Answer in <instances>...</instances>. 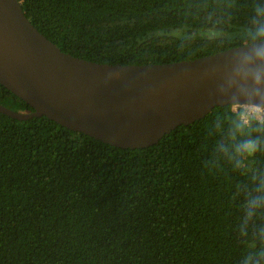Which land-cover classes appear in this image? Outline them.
Returning a JSON list of instances; mask_svg holds the SVG:
<instances>
[{"label": "trees", "instance_id": "1", "mask_svg": "<svg viewBox=\"0 0 264 264\" xmlns=\"http://www.w3.org/2000/svg\"><path fill=\"white\" fill-rule=\"evenodd\" d=\"M17 1L62 52L109 65L199 58L264 25V0ZM0 105L33 110L1 85ZM242 112L215 107L140 149L0 113V264H245L264 241V207L249 209L264 128L237 132Z\"/></svg>", "mask_w": 264, "mask_h": 264}, {"label": "water", "instance_id": "2", "mask_svg": "<svg viewBox=\"0 0 264 264\" xmlns=\"http://www.w3.org/2000/svg\"><path fill=\"white\" fill-rule=\"evenodd\" d=\"M257 47L264 41L164 64H99L62 52L17 0H0V85L33 109L0 105V113L46 117L115 148H147L215 107L264 111V57L255 55Z\"/></svg>", "mask_w": 264, "mask_h": 264}, {"label": "clouds", "instance_id": "3", "mask_svg": "<svg viewBox=\"0 0 264 264\" xmlns=\"http://www.w3.org/2000/svg\"><path fill=\"white\" fill-rule=\"evenodd\" d=\"M250 38L253 41H264V25L258 26L249 32ZM255 55L264 57V47L255 48ZM255 122L260 128H264V113L246 114L237 119L235 122V130L241 134H245V130ZM259 145L256 139L244 140L238 145L237 151L242 155L252 156L257 152ZM264 207V196H255L249 200V209L255 211ZM250 211V214H251ZM245 264H264V241L262 245L254 253H252L245 261Z\"/></svg>", "mask_w": 264, "mask_h": 264}, {"label": "built area", "instance_id": "4", "mask_svg": "<svg viewBox=\"0 0 264 264\" xmlns=\"http://www.w3.org/2000/svg\"><path fill=\"white\" fill-rule=\"evenodd\" d=\"M243 109L244 108H252V109H254L255 111H256V113H264V111L263 110H261V109H259V108H255V107H242ZM231 110L233 111V112H236V110H237V107L236 106H231ZM248 114H253V112L252 113H248ZM246 115V113L245 112H242L240 115H239V118H241V117H243V116H245Z\"/></svg>", "mask_w": 264, "mask_h": 264}, {"label": "rangeland", "instance_id": "5", "mask_svg": "<svg viewBox=\"0 0 264 264\" xmlns=\"http://www.w3.org/2000/svg\"><path fill=\"white\" fill-rule=\"evenodd\" d=\"M177 33V31H171V32H169L168 34H170V35H172V34H176ZM244 112L246 113V114H248V113H256V111L254 110V109H252V108H244Z\"/></svg>", "mask_w": 264, "mask_h": 264}, {"label": "bare ground", "instance_id": "6", "mask_svg": "<svg viewBox=\"0 0 264 264\" xmlns=\"http://www.w3.org/2000/svg\"><path fill=\"white\" fill-rule=\"evenodd\" d=\"M102 73L104 74V76H106V77H110L111 76V74L110 73H107V71H102Z\"/></svg>", "mask_w": 264, "mask_h": 264}]
</instances>
